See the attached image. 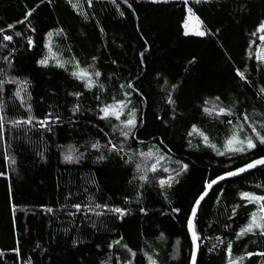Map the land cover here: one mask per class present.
I'll return each mask as SVG.
<instances>
[{"label": "trees", "instance_id": "16d2710c", "mask_svg": "<svg viewBox=\"0 0 264 264\" xmlns=\"http://www.w3.org/2000/svg\"><path fill=\"white\" fill-rule=\"evenodd\" d=\"M190 2L205 24L213 31L219 29L216 35L183 34L182 25L187 14L182 0L158 4L128 0L131 9L124 0H116L115 4L112 0H93L91 7L87 0H80L82 8L77 10L72 9L67 0H53L51 4L47 0L44 3L41 0H0V28L15 25L6 34L15 31L23 34L14 38L10 45L14 49V68L9 70L2 61L0 68L11 76L30 80L35 116L43 118L47 112H54L62 117V123L52 126V133L41 130L25 135L23 128L5 126V138L0 140V173H3L0 175V251L4 253L0 256V264H27L28 257L33 264H102L109 255L120 254L119 250L108 248L120 236L137 252L139 264H147L144 252L158 253L159 264H189L191 240L186 216L194 198L206 180L242 165L252 155L229 160L216 156L203 144L198 150L193 149L188 146L186 133L196 125L215 137L213 142L220 145L227 129L202 111L203 101H211L216 96L226 104L235 101L242 110L247 106L249 113L264 112V101L257 96V90L264 86V65L248 56L249 47L255 50L260 43L258 36L251 33L259 21L264 20V0H219V3L213 0L212 4L201 5H195L194 0ZM38 4L39 8L29 18L37 29L32 33L27 22L19 24L17 21L23 20L25 12ZM80 11L86 12L88 18L80 15ZM56 28H63L67 35V39L54 38L56 50L63 58L75 55L86 67L92 63L93 56L99 57L96 63L104 73L101 78L104 93L88 92L62 69L42 68L36 63L46 51L43 49L46 33ZM29 35L38 44L32 50L26 45ZM253 40L256 44L251 43ZM69 48L71 52L67 51ZM141 52H144L143 60ZM5 54L6 51L0 52V56ZM237 68L246 72L253 81L251 85L239 80L235 73ZM126 81L134 82L144 93L143 104L140 98L133 96L145 119L139 138L153 143L156 142L153 137L164 139L174 158L189 164L188 172L170 189L145 185L139 204L135 203L136 182L129 183L133 166L115 156L98 162V153L86 147L96 140L104 143V133L99 129L110 131L108 122L96 118L98 101L94 96L100 95L103 101L110 103L112 96H119V85ZM173 84L179 85L171 93L178 98L175 120L171 119L172 106L165 103ZM15 88V85L6 86L8 120L27 115L12 95ZM75 91H83L84 95L79 101L81 111L73 116L71 108L76 101L69 93ZM157 117H164L167 123ZM192 143L195 145L199 141L193 137ZM45 144L47 151L42 159L38 152L44 151ZM69 146L85 152L81 163H62L63 152ZM136 147L135 142H129L130 149ZM6 155L13 156L16 164L11 165ZM257 184L264 185V171L257 170L218 186L223 191L219 204L212 194L203 203L199 228L209 239L201 241L198 264H225L222 246L210 250L216 243L214 237L235 241V231L247 222L249 213L256 210L254 205H245L238 194L259 192ZM84 187H88L98 202L130 207L133 214L122 221L101 218L103 223L97 221L95 229L85 224L79 230L72 228L66 233L69 218L64 212L49 214L46 209H60L63 203L84 201L83 194L73 196L71 201L65 200L69 192L83 193ZM125 197L133 203L124 205ZM235 204L242 206L235 219L230 220ZM141 207L148 215L139 211ZM173 207H179L181 212L173 213ZM79 220L78 216V223ZM161 233L164 239H160ZM73 240L80 243L74 246ZM17 241L20 256L13 251ZM233 250L235 254L264 250V238L246 237L235 242ZM252 259L255 264H262L261 258Z\"/></svg>", "mask_w": 264, "mask_h": 264}, {"label": "snow or ice", "instance_id": "6c2138e0", "mask_svg": "<svg viewBox=\"0 0 264 264\" xmlns=\"http://www.w3.org/2000/svg\"><path fill=\"white\" fill-rule=\"evenodd\" d=\"M53 0H47L48 4H51ZM72 9H81L82 5L80 0H67ZM93 0H87L88 6H92ZM152 3H169L170 0H151ZM219 3V0H216ZM44 3V0H41ZM115 4L116 0H112ZM129 9L132 8V4L128 3V0H124ZM184 8L186 10L187 18L183 22L184 35L195 37L214 36L219 32V29L213 31L204 21L201 20L197 14L198 9L194 10V6L190 0H182ZM213 0H194L195 5L212 4ZM39 8V4L36 8L28 10L24 14V19L17 21L19 24H25L32 33L37 31L35 26L31 25L29 18L33 17L36 9ZM243 11L244 9H240ZM80 15L88 18V14L84 11H80ZM123 16V12L120 13ZM195 20V24L192 21ZM15 28V25H8L7 29L0 28V52H7V54L0 56V61L7 65L9 70L14 68V49L10 48V45L14 42V38L21 37L23 34L21 31H15L14 34H6L8 30ZM104 31L103 28L100 29ZM252 36H258L259 45L253 50L251 47L248 49L249 59L255 58L260 65H264V20H260L255 28V31L251 33ZM63 37L67 39V35L63 28H56L49 30L46 33V40L43 44L44 51L41 57L36 63L42 68L54 67L62 69L67 72L71 78L83 86L88 92L99 90L100 93L105 92V85L101 82V78L104 76L97 67V61L99 57L93 56L92 63L86 67L82 66L80 60L75 55L69 58H63V55L56 50L54 44V38ZM252 44H256L253 40ZM26 45L28 50H32L38 47L37 41L31 36H27ZM147 50V49H145ZM67 51L71 52L69 48ZM143 60L144 52L140 53ZM192 61H190L191 63ZM116 63L115 60L112 61ZM236 76L239 80L251 85L253 81L249 78L245 71L237 68L235 69ZM110 79V77H109ZM139 79V77H137ZM15 85V91L12 93L15 100L19 101V106L27 113L26 117L8 120L5 115L7 101L5 100L6 86ZM31 82L28 79H20L9 75L4 68H0V140L5 138L6 124H10L13 129H22L27 135L28 132L39 133L41 130L44 132L52 133L53 125L62 123V117L54 112H47L43 118H38L33 113V106L31 103L32 94L29 91ZM179 88V85L173 84L168 94L166 95L165 103L172 106L171 119L177 118L175 105L177 99L174 98L171 93L175 92ZM69 95L75 98V103L71 108V113L75 116L81 111V105L79 103L80 98L84 95L83 91H75L69 93ZM133 96L140 98L141 104L145 101L143 99L144 93L139 89V86L132 81H126L119 85V96H112L111 102H105L101 99L100 95H95L94 98L98 101V107L96 109V118L98 121L108 122L110 128L109 132H104V129H99L104 133L105 141L101 143L100 140L90 142L86 147L94 150L98 153L96 159L98 162H103L111 156H115L122 160L125 164L133 166L132 180L129 183L136 182L137 199L135 203L139 204L143 195V188L145 185L154 184L159 189H170L174 184H178L179 177L188 172L189 164L183 162L182 159L174 158L172 149L165 144L164 139H157L153 137V142H148L139 138L138 133L145 127V119L143 112L136 106L133 101ZM257 96L261 101H264V86L257 90ZM203 114L217 121L225 129H227L226 135L222 142L218 146L213 142L215 137L206 133L196 125L191 126V130L186 133L189 138L187 143L190 148L199 149L200 144H203L205 148L210 149L216 156L226 157L231 160L234 157L252 155V158L244 162L235 168H229L222 174L216 175L214 178H210L205 181L202 186V190L194 198V201L186 216V227L191 240V253L189 257V264H198V254L201 251V241L209 239L202 235V230L199 228V216L202 211L203 203L210 194L216 196V203H220V197L223 196L222 189L217 188L223 181H227L234 177L242 176L243 174L250 173L253 170L264 171V112L249 113L247 106L242 110L237 106L235 101L224 103L220 96H216L213 100H205L202 105ZM162 122L167 123L164 117H157ZM198 139L199 143L193 144L192 138ZM135 142L138 147L134 149L129 148V142ZM146 149V150H145ZM47 151V145L45 144L44 151L38 152V155L42 159L45 157ZM85 157V152L79 150L75 146H69L62 156V163L64 164H79ZM6 160L11 165L16 164V160L11 155L5 156ZM3 175V173H0ZM256 188L260 191H241L239 192V199L244 202L245 205L256 206L255 211H251L247 218V222L235 231V241H226L221 236L214 237L216 243L211 245L210 250H215L217 247H223L225 251V264H255L253 257L261 258L262 264H264V250L261 251H245L235 254L233 245L235 242L241 241L246 237L264 238V185L257 184ZM219 193V195H216ZM84 195L85 199L81 202L63 203L60 209H54L48 207L46 211L49 214H55L57 211L64 212L69 218V228L65 229L67 233L72 228H79L85 224L91 228H97V221H103L101 218H113L115 220H124L125 217L132 215V209L130 207L117 206L112 203L98 202L95 195L89 192L88 187L83 188V193L76 192L69 194L65 197L66 201H71L73 196ZM167 199V197H165ZM102 200V198H101ZM133 201L127 197L124 198V205H130ZM241 204L233 205L230 220H234L238 209ZM15 211V208H13ZM144 215H148L147 211L141 207L139 209ZM173 213L179 214L181 209L179 207L172 208ZM80 217L79 223L77 217ZM95 217V219H92ZM209 227H212L209 224ZM227 227H231L228 225ZM160 239H164L163 233L160 234ZM80 243L79 240H73V245ZM39 248L40 246L37 245ZM109 249H117L120 254L115 256L109 255L102 264H139L137 261V252L134 251L129 245L124 242L123 236L113 240L109 245ZM17 256L21 255V249L19 242L17 241V247L13 249ZM46 251V249H45ZM4 253L0 251V256ZM147 264H159L158 253H143ZM27 264H33L32 258H27Z\"/></svg>", "mask_w": 264, "mask_h": 264}, {"label": "water", "instance_id": "95a60500", "mask_svg": "<svg viewBox=\"0 0 264 264\" xmlns=\"http://www.w3.org/2000/svg\"><path fill=\"white\" fill-rule=\"evenodd\" d=\"M255 171H257V170H253L252 172H255ZM252 172H250V173H252ZM250 173H246V174H243L242 176L234 177V178H231V179H229V180H227V181H223V182H221L220 185H222V184H224V183H226V182L232 181V180L239 179V178H241V177H245V176H247V175L250 174ZM220 185H218V186H220ZM218 186H217V187H218ZM210 195H211V194H210ZM210 195H209V196H210ZM198 259H199V254H198Z\"/></svg>", "mask_w": 264, "mask_h": 264}, {"label": "rangeland", "instance_id": "374dc122", "mask_svg": "<svg viewBox=\"0 0 264 264\" xmlns=\"http://www.w3.org/2000/svg\"><path fill=\"white\" fill-rule=\"evenodd\" d=\"M145 1H151V0H145ZM192 23L195 24V20H193Z\"/></svg>", "mask_w": 264, "mask_h": 264}]
</instances>
